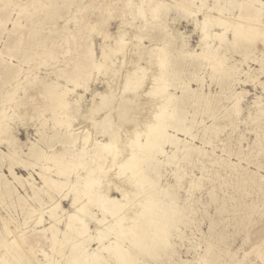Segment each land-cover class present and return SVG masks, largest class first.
Segmentation results:
<instances>
[{
    "label": "rangeland",
    "instance_id": "1",
    "mask_svg": "<svg viewBox=\"0 0 264 264\" xmlns=\"http://www.w3.org/2000/svg\"><path fill=\"white\" fill-rule=\"evenodd\" d=\"M151 4L157 7L153 9ZM174 4V0H0V182L9 181L23 193L13 174L24 178L30 170L15 163L11 172L10 163L26 158L27 146L36 141L40 133L62 128L52 119L51 100L43 82L56 79L68 88L80 84L66 94L70 104L59 112L68 115L69 118H65L75 127L90 132L87 142L85 146L78 143L80 150L72 149L70 157L63 146L56 143L46 149L43 163L51 166L55 178L68 176V171H71L69 176L75 172L85 175L90 167L99 166V171H106L103 181L111 186L107 193L119 201L131 199L127 204L132 207L125 208L129 212H124L127 218L121 223L125 231L120 228L121 233L113 228L108 232V238L114 241L120 232L117 241L126 264H264V41L236 43L233 31L240 26V10L227 7L223 0H205L207 21L211 18L204 24L205 28L203 26L207 31L195 27L193 16H181L182 11ZM140 9L143 16L139 14ZM196 17L197 20L204 18L201 12H197ZM168 21H173V25ZM214 33L223 34L218 38ZM99 43L111 45L115 50L112 60L116 58V61L112 64L109 60L107 70L105 67L96 69L89 52L92 45L99 59ZM206 43L210 47L217 46L215 53L224 57L228 72L214 69L208 59L197 55L207 48ZM138 69L143 76L138 74ZM130 73L138 74L135 76L141 81L140 87L118 95L120 85L135 80ZM147 84L153 85L148 87ZM85 85L87 91H84ZM108 90L112 91L113 98L88 112L87 109L99 101L91 96ZM167 96L172 100L168 98L165 102L162 115L159 108ZM176 100L181 104V117L164 127V113L171 110ZM108 112L112 114L104 118ZM108 118H111V132L101 134L100 129L94 127L96 120L104 123ZM160 126L165 135L159 144L148 150L140 148L138 144ZM109 139L112 140L111 153L107 157L96 156L93 147ZM136 140L138 143L134 146ZM11 144L19 146L15 147L17 153L13 156H10ZM156 146L161 148L160 152ZM136 162L138 165L131 167ZM57 169L64 175L56 174ZM38 170L36 166L31 172L39 183ZM64 190L67 186L61 193ZM44 191L39 194H46ZM30 192L27 193L29 204L38 207V203L31 200ZM52 193L63 208L71 209L68 197ZM149 200L155 203L150 209V219L154 222L140 223L149 227L147 232L134 234L138 230L137 216ZM88 209L95 217H101L97 206L88 205ZM22 210L9 197L0 198V240L9 242L1 240L0 264L8 261V264H34L36 259L50 264L49 258L41 255L43 251L48 254L52 251L55 263L51 264H95L90 252L100 251L116 264L106 250L95 248L99 242L94 239L97 237L93 221L89 223L93 236L85 252L76 254V250L69 248L58 255L54 249H49L51 239L46 240L39 233L42 225H48L47 214H43V223L37 224L39 211ZM2 222L10 229L7 228L9 232L6 229L7 238ZM127 225L133 229L131 233ZM58 227L64 228V222ZM46 235L51 236L48 231ZM16 239L21 248L14 244ZM3 242L10 252L1 245ZM14 255L21 258L18 260ZM59 257L61 260L57 259ZM101 264L106 262L102 260Z\"/></svg>",
    "mask_w": 264,
    "mask_h": 264
},
{
    "label": "bare ground",
    "instance_id": "2",
    "mask_svg": "<svg viewBox=\"0 0 264 264\" xmlns=\"http://www.w3.org/2000/svg\"><path fill=\"white\" fill-rule=\"evenodd\" d=\"M150 1V0H149ZM176 4V6H178L180 8L181 12V16L186 17L187 15L189 16H193V21L195 22V27L199 28L202 31H207L205 29H203V26L205 28L206 22H210V19L207 21L208 18H206V11L205 10V0H198L199 2H197L196 0H174ZM145 2V1H144ZM147 2V1H146ZM145 2V3H146ZM224 4L227 7H231V8H238V10H240V16L239 18V23L240 26L238 25L237 28L234 29L233 31V39L236 43H238L239 41H243V40H247L250 42H254L255 44H260L262 41H264V0H223ZM111 4V2H110ZM148 4V2H147ZM106 5V4H105ZM148 6V5H147ZM155 6V7H152ZM32 7V6H31ZM157 6L156 4H151V8L155 9ZM141 8V7H139ZM142 9V8H141ZM141 9L139 10V12L141 11ZM154 11V10H152ZM197 12H201L203 14V19L202 20H197L196 14ZM140 15H144V12H140ZM223 15V14H222ZM221 15V16H222ZM216 16V15H215ZM221 16H219V18H221ZM238 16V15H237ZM236 16V17H237ZM226 17V16H225ZM145 18V17H144ZM143 18V19H144ZM188 18V17H187ZM224 18V17H223ZM222 18V19H223ZM120 19V18H119ZM142 19V20H143ZM220 20V19H219ZM226 21V19H224ZM88 21V20H87ZM90 21V20H89ZM122 21V20H121ZM213 21V20H212ZM215 21H217L215 19ZM228 21V20H227ZM235 21V20H234ZM97 22V21H96ZM146 22H148V20H146ZM170 23H172L173 25V21H168ZM87 23V22H86ZM223 23V22H222ZM235 22H233L234 24ZM237 23V21H236ZM244 23V25H242ZM89 24V23H88ZM126 24V23H125ZM224 24V23H223ZM222 24V26H223ZM235 25V24H234ZM237 25V24H236ZM235 25V26H236ZM91 26V25H90ZM87 27V26H86ZM89 27V26H88ZM94 27V26H93ZM220 27V26H219ZM91 28V27H89ZM207 29V28H206ZM106 31V30H104ZM101 33V32H100ZM110 33V32H109ZM207 35V32H202V34ZM179 34V32H178ZM203 34V35H204ZM216 36H218V38L222 37L223 33H214ZM106 35V34H105ZM104 36V34L102 35ZM107 36V35H106ZM214 36V35H213ZM105 38V37H104ZM103 38V39H104ZM239 38V39H238ZM122 41V39H121ZM140 41V40H139ZM259 42V43H258ZM118 44V43H117ZM126 44V43H125ZM207 44V48L203 49L201 52L197 53V55H200L202 58L208 59L210 64L212 65V67L214 69H221L225 72H228L229 70V65H224V57L223 56H218L216 55L215 51H217V46L216 47H210V45L208 43ZM263 44V43H262ZM121 45V43H120ZM123 45V43H122ZM133 45V44H132ZM98 47L100 48V58L98 59V57L96 56V53H94V49L93 46H89V52L91 53V57L93 58V65L96 66L97 68H103L105 67V69L109 67V65L107 63H109L111 61V63L113 64L116 61L114 59L112 60V57L114 56L115 50L111 45H107L105 43H99ZM118 47V46H117ZM121 48V47H119ZM118 50V49H117ZM116 50V51H117ZM159 50V49H158ZM125 51V50H124ZM131 51V50H130ZM126 53V52H125ZM128 55V54H127ZM136 55V54H135ZM264 55V53H263ZM133 57V56H132ZM157 59V58H156ZM110 60V61H109ZM139 60V59H138ZM160 60V59H159ZM109 61V62H108ZM150 61V60H149ZM152 61V60H151ZM138 62V61H137ZM153 62V61H152ZM163 62V61H162ZM207 62V61H206ZM122 64V62H120ZM147 63V60H146ZM150 63V62H149ZM161 63V62H158ZM133 64V63H132ZM140 64H142L140 62ZM152 64V63H151ZM148 65V64H147ZM146 65V66H147ZM110 66H112L110 64ZM124 66V65H123ZM150 66V65H149ZM156 66V65H155ZM122 68V67H121ZM126 68V66H125ZM124 68V69H125ZM143 68V67H142ZM142 68H139L142 70ZM145 68V67H144ZM104 69V70H105ZM106 69V70H107ZM123 69V70H124ZM138 69V74H141L143 72H141V70L139 71ZM146 69V68H145ZM158 69V66H157ZM105 70V71H106ZM127 70V69H126ZM137 70V69H136ZM133 71V70H132ZM131 72V70H130ZM141 72V73H139ZM148 72V71H147ZM159 72V71H158ZM155 73V72H154ZM153 73V74H154ZM113 74V73H112ZM137 73H135V75L138 76ZM152 74V75H153ZM156 74V73H155ZM154 74V75H155ZM159 74V73H158ZM156 74V75H158ZM120 75V74H119ZM126 75V73H125ZM130 75L132 76L133 74L130 73ZM135 80H130V82H126L125 85H120L119 87L122 88L120 90V92H118L117 94L123 95L122 93H124L125 91H136V89H138L140 87V80L139 77L135 76ZM153 75V77H154ZM161 75V74H160ZM131 76H128L131 77ZM143 76V75H142ZM146 76V75H145ZM150 77V76H149ZM157 77V76H155ZM143 78V77H142ZM148 78V77H147ZM160 78V77H158ZM132 79V78H131ZM145 79V78H144ZM152 79V78H151ZM157 79V78H156ZM128 80V79H127ZM142 80V79H141ZM155 80V79H154ZM153 80V81H154ZM105 81V80H104ZM150 81V79H149ZM113 82V81H112ZM111 82V83H112ZM143 82V81H142ZM131 83V84H130ZM151 83V82H150ZM155 83V82H154ZM44 86L46 87L45 91L47 92V94L49 95V98L51 100V110H52V119H54L56 121L57 124H59V126H61L62 128H54L53 130H51L50 133H46V132H42L40 133L39 138L36 141L31 142L28 146H27V151L25 153V157L24 159H20L19 161H14L10 163V167L8 168V170H11V167H13V165L15 163H18L21 165V168L23 169H29L30 172L28 173L27 177H21V176H17L15 174H13V179H17V182L19 184H21L22 188H23V193L18 192L19 190L15 189L13 187V185H10L9 181H1L0 182V198L3 199L4 196L9 197V199H11L13 202H17V204L19 205L20 208H23V210L27 211H39V217L38 220L35 221V223L37 224H42L44 217L43 214H47L46 217L48 218V225H42V227L39 230V233H42L41 237H45V239L49 240L51 239V243H50V247L49 249L51 250H55V253H58V255H62L66 249H71V250H76V254L79 252H85V250H87L86 244H88L89 239L93 236L91 233L92 231L90 230L91 228L89 227V223L90 221L94 222V228L95 230H93V232L95 231V235L97 238L94 237V239H98L97 241L99 242L98 246L95 247L98 250H106L108 252L107 255H109V257L112 255L115 259V263L116 264H126L125 259L123 257L122 252L120 251V242L117 241L118 236H120V232L121 229H123L121 226V223L124 220L125 217V213L126 207H128L129 204H127V202L129 200H118V198L116 199L115 196L112 197L107 193V190L110 189V185L109 182L103 181L104 175H106V171L105 170H98L97 167L99 168V166L96 167H90L87 171V174L82 175V174H77L75 172V174H73L72 176H69V174L71 173V171H68V176L66 175L65 177H56L52 174V172H55L51 169V166H47L45 163H43V158L46 155V151L48 150L47 148H51L54 145H56V143L61 144V146H63V149L68 153V156L70 157V153L72 152V149L75 150H80V146L78 143H82L81 146H85V143L87 142V133L88 132V128L86 129L87 132L84 129L80 130V127H75V125H73L70 120L67 121L66 118H69L68 115H65L63 112H59L62 109L66 108L69 104L70 101L68 100V98L66 97V94L68 92L74 91L76 89V87H78V85L80 84H76L74 85L72 88H68L67 85H63L60 84V82H58L56 79H51L50 81H45L43 82ZM109 86V84H107ZM153 85V84H149ZM107 86V88H108ZM148 86V84H147ZM148 86V87H149ZM88 86H84V91H87ZM146 87V86H145ZM147 87V88H148ZM153 87V86H152ZM162 87V86H161ZM146 88V89H147ZM151 89V88H150ZM149 89V90H150ZM148 90V89H147ZM146 90V92H147ZM153 90V89H152ZM123 91V92H121ZM112 91H102V92H96L93 94V96H91L92 98L97 97L99 99V101L97 103L92 104L91 108H88L87 111L90 113L95 110L97 107L103 106L105 104H107L108 101H110L113 98V94L111 93ZM150 92V91H149ZM135 93V92H134ZM137 94V93H136ZM115 95V94H114ZM141 95V94H139ZM144 95V94H143ZM117 96V95H115ZM126 96V95H124ZM154 96V94H153ZM172 96V95H171ZM171 96H167L166 100H163V104L160 106L159 110L162 112L161 114L163 115V106H165V102L167 100H169L172 97ZM80 97V96H79ZM123 97V96H121ZM142 97V95H141ZM159 97V96H158ZM118 97H116L117 99ZM125 98V97H124ZM123 98V99H124ZM156 98V97H155ZM153 98V99H155ZM169 98V99H168ZM114 99V100H116ZM120 99V98H119ZM116 100V101H119ZM92 100V99H91ZM127 100V99H126ZM146 100V99H145ZM150 100V99H149ZM161 100V98H160ZM94 101V100H93ZM92 101V102H93ZM131 101V100H130ZM151 101V100H150ZM206 101V100H205ZM133 102V101H132ZM144 102V101H143ZM149 103V101H148ZM146 104V103H145ZM156 103H154L155 105ZM161 104V102H160ZM116 105V104H115ZM153 105V104H150ZM113 106V105H112ZM156 106V105H155ZM154 107V106H153ZM152 107V108H153ZM258 107H260V105H258ZM112 108V107H111ZM115 108V107H114ZM128 108V107H127ZM158 108V106H157ZM180 108H181V104L179 100L173 101V104L171 106V110L167 111L164 113L163 118L165 119V123H164V127L165 126H171L172 124H174L176 121L179 120V118L181 117V113H180ZM110 108H108L109 110ZM139 109V108H138ZM117 110V109H116ZM115 110V111H116ZM156 110V109H155ZM154 110V111H155ZM165 110V108H164ZM98 111V110H97ZM111 111V110H110ZM107 112V111H106ZM113 112V111H111ZM153 112V111H151ZM159 112V111H158ZM85 113V112H84ZM105 112H103L104 114ZM109 113V112H108ZM130 113V112H129ZM106 114V113H105ZM112 114V113H111ZM110 113L107 114L106 116L104 115V118L109 117V115H111ZM153 114V113H151ZM158 114V113H157ZM160 115V114H158ZM157 115V116H158ZM85 116V115H84ZM116 115H113V117H115ZM134 116V115H132ZM153 116V115H152ZM155 116V117H157ZM66 117V118H65ZM95 117V116H94ZM119 117V116H118ZM123 117V116H122ZM117 118V117H116ZM160 118V117H159ZM158 118V119H159ZM51 119V120H52ZM111 118H108L106 120V122L102 123V121L99 119L96 120V125L94 126L97 130L100 129L101 134H109L111 132V128H110V121ZM152 119V118H151ZM50 120V121H51ZM153 121V120H152ZM151 121V122H152ZM159 121V120H158ZM147 122V121H146ZM156 122V121H155ZM154 122V123H155ZM94 123V122H93ZM148 123V122H147ZM146 123V124H147ZM145 124V122H144ZM145 124V126H146ZM149 124V123H148ZM34 125V124H33ZM162 126L156 127L154 128V130H152V134L148 135L147 138L145 139L144 142L139 143V147H146L147 150L151 149L153 146H155L156 144H159V142L161 141V138L164 137L165 133H164V129L161 128ZM84 128V127H83ZM145 128V127H144ZM96 130V132H97ZM181 130L187 131L185 128H181ZM39 131V130H38ZM115 131V130H114ZM146 131V130H145ZM95 132V133H96ZM117 132V131H116ZM138 132V131H137ZM98 133V132H97ZM96 133V134H97ZM121 134V133H120ZM90 135V134H89ZM93 136V134H91ZM98 135V134H97ZM106 135V134H105ZM116 136H119L118 134L115 133ZM139 135V134H137ZM99 136V135H98ZM125 136V135H124ZM129 136V135H128ZM136 136V135H135ZM91 137V136H90ZM94 137V136H93ZM105 137V136H104ZM108 137V136H107ZM121 137V136H120ZM138 137V136H137ZM136 137V138H137ZM92 138V137H91ZM116 138V137H115ZM135 138V139H136ZM90 139V138H89ZM101 139V138H99ZM121 140V138H118ZM128 139V138H127ZM126 139V140H127ZM140 139V137H139ZM97 140V139H96ZM123 140V139H122ZM121 140V141H122ZM133 140V139H132ZM91 141V140H89ZM115 144H116V139H114ZM118 141V140H117ZM143 141V140H142ZM98 142V141H97ZM100 143H97L93 148L96 149V156L99 157H107L110 149H112V140H104V141H99ZM141 142V141H140ZM91 143V142H90ZM128 143V142H127ZM137 140L133 141V145L137 144ZM78 144V147H77ZM91 145V144H90ZM89 145V146H90ZM114 145V144H113ZM118 145V144H117ZM127 145V144H126ZM11 148L10 150L13 151L12 153L10 152V156H13L14 154L17 153V151L15 150V147L19 148V146H15L13 144H11ZM121 146V145H120ZM125 146V144H124ZM129 146V145H128ZM135 146V145H134ZM137 146V145H136ZM87 147V146H86ZM156 150L157 151H161V148L159 146H156ZM83 148V147H82ZM85 148V147H84ZM89 148V147H87ZM86 148V149H87ZM133 148V146L131 147V149ZM47 149V150H46ZM119 149V148H118ZM117 149V150H118ZM137 149V148H136ZM139 149V148H138ZM98 150V151H97ZM114 150V149H113ZM121 150V149H119ZM86 151V150H85ZM127 151V150H126ZM136 151V150H135ZM144 151V150H143ZM142 151V152H143ZM64 151L62 150V153ZM93 152V151H92ZM115 152V151H114ZM118 151H116L117 153ZM120 152V151H119ZM111 153V152H110ZM125 154V152H123ZM131 153H133V151H131ZM130 153V155H131ZM88 154V153H87ZM94 154V153H92ZM120 154V153H119ZM116 155V154H115ZM126 155V154H125ZM134 155V154H133ZM132 155V156H133ZM55 156H57V154H55ZM114 156V155H113ZM124 156V155H123ZM136 156V155H135ZM52 157V156H51ZM126 158L129 156H125ZM114 158V157H113ZM117 158V156H116ZM119 158V157H118ZM112 159V157H111ZM129 159V158H128ZM130 160V159H129ZM133 160V159H132ZM12 161V160H11ZM120 162H122L121 160H119ZM118 161V162H119ZM124 163L125 160L123 159ZM128 161V160H127ZM84 162V161H83ZM107 162V161H106ZM110 162V161H109ZM131 162V161H130ZM64 165H67L66 162H63ZM70 163V161H68V164ZM104 163V162H103ZM117 163V161H116ZM123 163V162H122ZM127 163V162H126ZM125 163V164H126ZM79 164V163H78ZM99 164V163H98ZM80 165V164H79ZM106 165V164H105ZM114 165V164H112ZM117 165V164H116ZM120 165V164H119ZM130 165V164H128ZM138 165V163L136 162L135 165H131V167H134ZM38 166L39 170L38 172H36V174L38 175V178L40 179L41 182L38 183V181L36 180V177L33 176L32 172L34 167ZM76 166L77 163H76ZM115 166V165H114ZM102 167V166H101ZM109 167V166H108ZM112 167V166H111ZM110 167V168H111ZM120 167V166H119ZM118 167V168H119ZM113 168V167H112ZM122 168V167H121ZM119 168V169H121ZM97 169V170H96ZM105 169V168H104ZM124 170V168L122 169ZM125 170H127L125 168ZM32 171V172H31ZM105 171V172H104ZM78 172V171H77ZM131 173V172H130ZM56 174L58 175H64V172H62L61 169H57L56 170ZM115 174V173H114ZM109 175V174H108ZM129 175V174H128ZM127 175V176H128ZM111 176V175H110ZM116 176V175H115ZM118 176V175H117ZM107 178V177H106ZM116 178V177H115ZM114 178V179H115ZM108 179V178H107ZM117 179V178H116ZM120 179V178H119ZM141 179V178H140ZM122 180V179H121ZM117 181V180H116ZM123 181V180H122ZM113 183V182H112ZM116 183V182H115ZM123 185V184H122ZM129 185V184H128ZM139 185V184H138ZM64 186H67V190L63 193H61V191L63 190ZM117 187V185H115ZM119 186V185H118ZM136 186V185H135ZM103 187V188H102ZM51 188V189H48ZM120 188V187H118ZM116 188V190L118 189ZM131 188V187H130ZM114 189V188H113ZM123 190H125L124 188H122ZM45 190V191H44ZM50 192H48V191ZM121 191V189H118ZM32 191V193L30 192ZM40 191H44L46 192V194L40 195L39 192ZM53 192H59L57 193V195L59 194L61 196V198H69L68 200L70 201V205L69 207H71L70 210L65 209L62 207L61 202L58 201L59 199H57L56 195H54ZM127 191V190H126ZM30 192V198L31 200H34L35 203L38 205V207H32L29 204V199H27V193ZM110 192V191H109ZM124 192V191H123ZM132 192V191H131ZM126 194V193H125ZM122 195H124L122 193ZM128 195V193H127ZM137 195V194H136ZM59 196V197H60ZM44 197V198H43ZM46 197L49 198V200L47 201ZM125 197V195H124ZM128 197V196H127ZM127 197H125L127 199ZM54 198H56L53 202H51V200H53ZM138 198V197H137ZM136 198V199H137ZM122 199V198H121ZM135 199V198H134ZM135 199V200H136ZM64 200V199H63ZM49 202V203H48ZM134 203L136 201H133ZM138 202V201H137ZM130 204L132 205L131 201ZM140 204V203H139ZM155 204L154 202H151L150 200L148 201L147 204L144 205V207L142 208V210L139 212V215L137 217L138 218V230L134 231V234H140L143 235L144 232H147V229L149 228L146 224L145 226H141L140 223L142 224V222H147L149 223V221L154 222L152 219H150L151 217V205ZM88 205H93V206H97L100 210L99 213H101V217H95V213L93 211H90L88 209ZM135 205V204H134ZM44 206L45 210H39L40 208H42ZM132 207V206H129ZM128 207V208H129ZM60 208V210L58 211V209ZM22 210V211H23ZM134 211V210H133ZM27 213V212H26ZM97 213V212H96ZM30 214V212H29ZM104 214V215H103ZM127 215V214H126ZM1 216V215H0ZM87 216V218L85 217ZM130 217V216H128ZM135 217V216H134ZM65 218V220H64ZM127 218V216L125 217ZM127 220V219H126ZM129 220H127L128 222ZM26 222V221H25ZM64 222V228H60L58 227L59 223H63ZM76 222H79L80 224L77 225ZM126 222V221H125ZM133 222V221H132ZM130 222V224L132 223ZM132 225V224H131ZM37 226V225H36ZM35 226V227H36ZM126 227V226H125ZM128 227V225H127ZM9 229L8 226H6L5 222H2V229H3V233L5 234V238L8 237V235L6 234V229ZM113 228H117L120 232L119 234H117L116 237V241L108 238V232L110 231V229ZM121 228V229H120ZM7 229V230H8ZM34 229V228H33ZM32 229V230H33ZM39 229V228H38ZM37 229V230H38ZM10 230V229H9ZM8 230V232H9ZM17 230V229H16ZM15 230V231H16ZM128 232L131 233V231H133V229H130V226L128 227ZM48 231V233L50 232L51 236L49 238V236L46 235V232ZM123 231H125L123 229ZM127 231V230H126ZM115 232V231H114ZM112 233V231L110 232V234ZM122 233V232H121ZM125 233V232H124ZM129 233V234H130ZM59 234V236H58ZM116 234V233H115ZM114 234V235H115ZM22 235V234H20ZM113 236V235H112ZM124 236V235H123ZM3 237V238H4ZM18 237V236H17ZM16 237V238H17ZM130 237V236H129ZM2 238V237H0ZM108 238V240H107ZM14 239V238H13ZM18 239V238H17ZM14 240V244H16L17 246L20 245L18 240ZM104 239L107 240V242L104 241ZM120 238H118L119 240ZM125 239V238H124ZM2 240V239H1ZM0 240V243H2ZM7 240V239H6ZM4 241V239L2 240ZM10 241V240H9ZM121 241V240H120ZM5 242V241H4ZM3 244H1L2 246L5 245V242ZM13 242V241H12ZM9 243V242H8ZM7 243V244H8ZM91 243V242H90ZM97 243V242H96ZM6 244V246H7ZM12 247V244H9ZM4 246V248L6 247ZM8 247V246H7ZM7 247L5 249H7ZM9 247V249L11 248ZM21 248V246H19ZM2 248V247H1ZM3 248V249H4ZM14 248V247H13ZM45 248V247H44ZM90 248V247H89ZM17 248L15 247L14 252ZM69 249V250H70ZM92 249V248H90ZM8 250V249H7ZM19 250V248H18ZM22 250H24L22 248ZM50 250V251H51ZM9 251V250H8ZM11 251V250H10ZM9 251V252H10ZM12 253L15 254V253ZM73 252V253H74ZM101 252V251H100ZM91 253L94 256V261L95 264H101L102 260L104 262H106V264H114L111 260H109V258H107V256H105L102 253ZM25 253V252H24ZM19 254V253H18ZM17 254V256H18ZM52 254V251H51ZM51 254L46 253L43 251V253L41 254L43 256V258L48 257V262L53 263L55 261V256L52 257ZM72 254V253H71ZM11 255V256H12ZM45 255V256H44ZM53 255V254H52ZM55 255V254H54ZM65 255V254H64ZM2 256V255H1ZM10 256V255H9ZM8 256V258L10 259V257ZM16 256V255H14ZM16 256V258H17ZM26 256V255H25ZM32 256V255H30ZM111 256V257H112ZM66 256H64L65 259ZM69 257V256H68ZM6 258V259H8ZM13 258V257H11ZM21 258V257H19ZM19 258H17L19 260ZM30 258V257H29ZM28 258V259H29ZM62 258V257H61ZM5 261V258H3ZM15 259V258H14ZM17 259H15L17 261ZM27 259V258H26ZM58 260L60 259L57 258ZM56 259V260H57ZM74 259V258H73ZM80 259V258H79ZM75 260L76 262L79 260ZM111 259V258H110ZM2 260V259H1ZM31 260V259H30ZM40 260V259H39ZM39 260H34V264H48L47 261H39ZM44 260V259H43ZM47 260V259H45ZM57 260V261H58ZM61 260V259H60ZM15 261V262H16ZM33 261V260H32ZM65 261V260H64ZM7 262V261H5ZM4 262V263H5ZM10 262V261H8ZM7 262V264H8ZM18 262V261H17ZM73 262V261H72ZM21 263V262H20ZM33 263V262H32ZM55 263V262H54ZM59 264V262H56ZM67 263V262H66ZM131 263V262H130ZM129 263V264H130ZM6 264V263H5ZM22 264V263H21ZM74 264V263H73ZM77 264V263H76ZM81 264V263H80ZM202 264H208V263H202Z\"/></svg>",
    "mask_w": 264,
    "mask_h": 264
}]
</instances>
